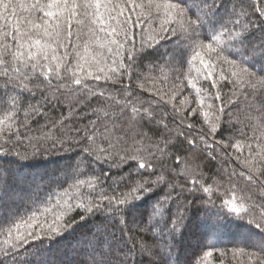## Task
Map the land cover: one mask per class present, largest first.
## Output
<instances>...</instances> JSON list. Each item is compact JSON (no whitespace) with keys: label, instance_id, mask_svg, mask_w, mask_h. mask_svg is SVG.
<instances>
[{"label":"trees","instance_id":"16d2710c","mask_svg":"<svg viewBox=\"0 0 264 264\" xmlns=\"http://www.w3.org/2000/svg\"><path fill=\"white\" fill-rule=\"evenodd\" d=\"M35 2L0 31L35 37ZM91 3L0 56V261L264 264V0Z\"/></svg>","mask_w":264,"mask_h":264},{"label":"snow or ice","instance_id":"6c2138e0","mask_svg":"<svg viewBox=\"0 0 264 264\" xmlns=\"http://www.w3.org/2000/svg\"><path fill=\"white\" fill-rule=\"evenodd\" d=\"M182 2L187 3V0H182ZM0 6H2L4 11H9L10 9L13 10L14 14L13 0H0ZM93 6L94 5L91 3V0H84V2L81 4H77L76 0H47V3H41L40 0H36V2L31 4L29 7L33 11L42 13L41 19L43 20V23L36 24L32 23L31 21L27 22L31 23L33 29L37 30V35L33 37L29 34V32H21L19 30V25H17V27L14 29V33L0 31V36H2L5 40L10 37L15 42L17 49L15 52H13L11 51L9 44L2 43L0 44V48L3 49V52H0V56L6 57V55H11L13 58H19L21 56H24V52L20 51V49L25 48V45L27 44L28 60H35L37 56L45 60L48 59V50L52 47V45L43 38H50L57 44V47L64 46L65 25H67V39L70 41L73 35L71 18L78 14V9L83 8L86 10ZM99 6L100 0H96L95 7L99 8ZM178 6L179 5H174V7ZM21 7H23V5H21ZM193 7H195V4H193ZM84 14L87 15V12L85 11ZM206 18L207 14H205V18L197 16V20L192 21L193 25H198V27L193 28V33H197L201 28H203V25L206 22ZM41 29L43 30L42 33L39 32V30ZM171 31L173 34H175V29H172ZM208 38V36H204V39ZM212 38L219 39V37L215 35V26H213ZM191 39L196 40L197 37L193 35ZM240 42L243 43L242 40ZM33 47L37 49L36 52L31 51ZM207 47L211 48L212 45L208 44ZM53 53H55V49H53ZM245 55H248V53L246 52ZM261 57L264 58V52L261 53ZM53 58H55V55L53 56ZM96 79L99 80L100 77L97 76ZM75 83L79 85L81 81L76 80ZM191 143L194 144L195 142L193 141ZM139 167L144 168L145 164L141 163ZM140 188L143 189L144 186L141 185ZM204 191H207V189H204ZM126 202V197L117 201L118 204H125ZM261 207H264V205H262ZM89 211H92V209H89ZM246 214V212L241 213L237 211L235 219L245 221L243 219V216ZM260 217L261 220L264 221V213H261ZM245 222H247L248 224H252V221ZM211 227L218 230L220 227H222V224L221 222H216L214 224H211ZM256 227L261 230H264V223L258 221L256 222ZM259 248L261 251H264V243H261ZM0 264H3V262L0 261ZM97 264H103V262L100 261L97 262Z\"/></svg>","mask_w":264,"mask_h":264}]
</instances>
